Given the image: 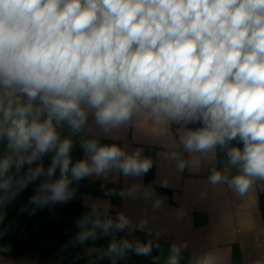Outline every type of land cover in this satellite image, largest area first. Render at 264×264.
Instances as JSON below:
<instances>
[{"label":"clouds","instance_id":"9594fccd","mask_svg":"<svg viewBox=\"0 0 264 264\" xmlns=\"http://www.w3.org/2000/svg\"><path fill=\"white\" fill-rule=\"evenodd\" d=\"M197 122L202 126L188 127ZM129 125L158 142L165 149L158 155L178 173L198 171L221 149L227 163L212 168L208 183L249 199L264 182V0H0V224L7 206L37 180L21 213L72 201L73 182L85 178L147 174L153 160L143 148L129 151L91 135L98 127L116 140ZM65 126L70 135L62 136ZM75 135L85 158L73 162ZM106 195L163 207V198L140 183ZM85 207L68 244L113 236L106 248L85 255L116 264L130 251L151 256L160 247L159 231L156 241L115 238L151 234L148 219L133 221L123 211L113 217L107 201ZM5 235L0 229V240ZM187 247L174 242L166 257L153 259L181 264ZM9 250L0 243V264H27L7 258ZM188 264H230V258L208 251ZM251 264H264V255Z\"/></svg>","mask_w":264,"mask_h":264},{"label":"crops","instance_id":"0c3cea01","mask_svg":"<svg viewBox=\"0 0 264 264\" xmlns=\"http://www.w3.org/2000/svg\"><path fill=\"white\" fill-rule=\"evenodd\" d=\"M92 120L90 116V124ZM200 126L202 125L198 122L188 125L189 128ZM177 127L172 125L174 135ZM60 132L62 136L70 135L66 126ZM96 134H100L103 144L126 145L129 151L143 148L145 156L153 160L152 169L140 178H126L122 174L112 173L107 180L94 176L81 180L80 217L89 211L85 207L86 202L107 201L111 205L109 215L115 217L118 212L123 211L133 221L146 218L151 229V234L144 231H133L131 235L127 231L117 232L116 239L156 241V232H160V247L154 248L151 256H138L130 251L125 258L118 260L119 264H157L153 258L166 257L174 242L188 245L183 252L181 264H188L192 256L208 251H217L225 258L228 255L230 264H251L264 255V182L257 183L249 199L238 198L226 184L213 186L208 183L212 168L222 169L226 165L224 151L217 148L214 162L202 159L198 171L185 169L183 173H178L174 162L166 161L158 155L165 149L135 125L120 129V138L116 140L104 136L98 127H93L91 135ZM73 140L72 158L75 162L85 158V153L79 145L80 135L73 136ZM231 144L243 146L238 140ZM187 155L184 153L185 158ZM44 160L50 161V156ZM232 174H235V169ZM165 180L168 186L162 187L161 183ZM134 183H140L144 187L151 186L156 197L163 198V207L153 210L151 200L139 197L122 199L119 195H106L110 189L118 192ZM112 239V235L100 234L96 240L110 242ZM82 247L88 249L91 245L85 243Z\"/></svg>","mask_w":264,"mask_h":264},{"label":"trees","instance_id":"16d2710c","mask_svg":"<svg viewBox=\"0 0 264 264\" xmlns=\"http://www.w3.org/2000/svg\"><path fill=\"white\" fill-rule=\"evenodd\" d=\"M3 151L4 145L0 144V153ZM43 164L47 168L50 161L44 160ZM56 175L59 176V170ZM39 182L37 180L30 184L5 210L6 216L0 229L6 235L0 243L10 250L4 255L13 260L27 261V264H111L108 258L97 259L95 254L91 257L85 255L86 249L82 245L68 244L79 231L75 221L80 217L81 181L72 184L76 190L72 201L38 210L31 216L26 212L21 213L20 209L27 204ZM85 243L104 249L110 242L88 240ZM116 264H119L118 260Z\"/></svg>","mask_w":264,"mask_h":264}]
</instances>
